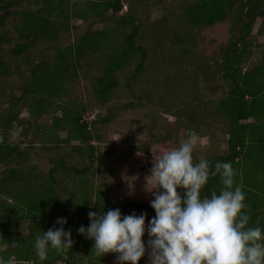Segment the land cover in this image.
<instances>
[{
    "label": "trees",
    "instance_id": "16d2710c",
    "mask_svg": "<svg viewBox=\"0 0 264 264\" xmlns=\"http://www.w3.org/2000/svg\"><path fill=\"white\" fill-rule=\"evenodd\" d=\"M82 1L48 0L35 8L40 0H0V48L16 36L13 55L26 53L34 75L22 85V93L14 95L12 79L21 74L20 63L0 55V130L5 137L0 143V192L3 193L0 258L11 257L17 264H41L39 260H31L37 258L35 250L25 243L24 235L33 233L30 229L33 224L25 226V218H33L40 224V229L33 228L37 232L36 240L49 230L45 226L41 228L44 221L49 222L45 219L49 217L47 214L64 207V213L54 214L67 220L65 230H71L73 245L64 253L67 259L58 255L43 264H111L110 253L104 256L92 253L94 241L89 243L78 233L81 225L87 227L90 223L88 210L80 218L65 215V207L74 201L65 199L69 194L64 191L68 184L63 182H68L72 173L81 176L91 170L99 184L108 178L112 170L107 163L111 147L103 144H106L107 127L116 116L117 102L126 98L129 99L124 104L126 107L139 105V100L144 99L147 103L153 101L155 106L161 105L158 110L177 117L185 115V130L195 131L191 125L198 126L200 119L212 139L214 133H221V138L210 140L203 152L193 153V163L204 159L214 169L217 162H231L234 180L246 197V208L242 211L250 216L247 227L264 230V47L253 42L264 37V0H178L177 4L175 0H157L163 14L152 20L139 9V0ZM124 6L128 9L121 13ZM12 17L14 20H9ZM73 19H83L84 26L72 25ZM259 19L258 30L253 34ZM221 22L238 25L236 35L207 55L204 49H198L203 44L200 33ZM72 30L76 34L73 41ZM39 41L56 52L51 56L46 55L45 49L36 53ZM255 49H260L257 57ZM34 59L40 62L32 63ZM217 74L226 86L223 97L217 102L208 101V105L202 103L197 78L206 86L209 82L218 85ZM159 92L167 98L159 96ZM192 92L196 94L195 102L183 109L182 99ZM5 102L6 108L2 107ZM54 106L60 115L52 116L50 125L37 129L43 133L42 147L36 150L32 144L24 150L7 142L14 123L25 126L21 132L27 131L30 121L20 117L21 110L27 109L30 118L36 121L49 114V107ZM88 110L95 114L90 122L84 117ZM103 110L106 115L101 114ZM154 110L152 117L157 116ZM220 115L225 121L220 120L218 126ZM63 131L67 136L61 139L59 133ZM68 140L80 144L62 146ZM94 140L98 145L92 144ZM221 143L227 145L223 150ZM147 149L142 148L143 153ZM32 159H35L33 167L44 169L48 163L45 172L49 174L43 176L54 186L58 185V194L42 188L38 196L25 195L22 182L27 171L24 170ZM76 178L81 181L80 177ZM47 184L40 182V186ZM221 188L220 177H210L201 190V198H210L213 192L219 194ZM178 192L182 195L183 189ZM75 194L76 190L71 192L72 196ZM11 196L15 202L9 203L6 198L12 199ZM8 204L14 205L13 211L8 212ZM91 208L90 211L97 213L118 208L122 215L127 211L146 214L145 224L155 216L150 202L129 198L116 202L101 191L95 193Z\"/></svg>",
    "mask_w": 264,
    "mask_h": 264
},
{
    "label": "clouds",
    "instance_id": "9594fccd",
    "mask_svg": "<svg viewBox=\"0 0 264 264\" xmlns=\"http://www.w3.org/2000/svg\"><path fill=\"white\" fill-rule=\"evenodd\" d=\"M188 137L178 148L165 152L152 164L147 188L153 192L150 207L155 216L145 227L146 214L122 215L120 209L89 211V225L78 233L94 241L97 255L116 254L118 264H138L145 256L142 239L147 231L149 264H264V230L247 227L250 216L242 187L236 184L231 162H217L214 169L207 160L193 163L197 133L186 130ZM220 177L217 194L201 198V190L210 177ZM183 189V194L178 192ZM58 218L56 224L35 240V253L41 264L49 249L67 259L64 253L73 245L71 230ZM0 264H13V258H0ZM61 264V262H58Z\"/></svg>",
    "mask_w": 264,
    "mask_h": 264
},
{
    "label": "rangeland",
    "instance_id": "374dc122",
    "mask_svg": "<svg viewBox=\"0 0 264 264\" xmlns=\"http://www.w3.org/2000/svg\"><path fill=\"white\" fill-rule=\"evenodd\" d=\"M48 0H40V3L33 6L35 8L41 7L45 2ZM166 2L168 0H165ZM84 0L82 1V3ZM154 2V3H153ZM153 3V5H152ZM178 0L174 1V4H177ZM145 4H148V6H145ZM139 9L146 12L149 15V19H157V17H160L163 14L162 7L159 3L155 4V0H139ZM128 7L124 6L121 13H125L127 11ZM9 20H14V18H10ZM84 20L83 19H73L71 21L72 25L77 24L78 26H84ZM260 23V19L257 20L255 23V26L253 28V34H255L258 30V25ZM11 24V23H10ZM12 25V24H11ZM238 25L231 26L230 22H221L217 23L216 25L212 27H207L205 30L201 31V41L202 45L201 48L198 49H204L205 53L207 55H211L216 50L220 48V46L226 42H228L229 38L234 34L236 35ZM80 31V29H79ZM12 32V30H11ZM14 33V32H13ZM75 30H72L71 32V40L76 39L75 37ZM254 43L256 45H261L264 47V37H258L256 39H253ZM18 41L15 38L11 39L10 41L6 43L1 44L0 48V55L5 57V59H8L9 61L13 62H19L20 63V72L21 74H18L17 76H14L12 79L13 82V94L18 96L22 93V85L26 83L27 81H30L33 78L32 73V65L29 63L30 59L27 54H21L19 56L13 55L12 49ZM49 45H52V43H49ZM38 50L36 53L41 50L45 49L46 55L51 56V54L55 53L56 51L53 49L52 51L49 50L45 43L43 41H39L37 43ZM257 57L260 49H255ZM32 63L38 64L40 62V59H34L31 60ZM199 88L198 94L200 97V101L206 102L208 105V101L214 102L218 99H220L224 91H226V86L223 82L220 80V74L216 75V81L218 82V85H214L213 83L209 82V86H206L202 80L200 81V78H197ZM84 82V80H82ZM222 86V88L219 87ZM82 91H84V87L82 85ZM159 96H162L164 98H167L165 94L162 92L158 93ZM86 96V94L83 95ZM194 96V97H193ZM154 97V95H152ZM196 97L195 92H192L191 96H189L187 99H182V105L181 107L183 109L188 108V106H192V104L195 102L194 98ZM153 99V98H152ZM129 99H121L117 103V106L115 107V115L113 117V120L111 121V124L109 127H107L106 131V144H103V146H109L111 147L109 149V157L107 163L112 167V170H110L111 175L107 174V180L105 182L107 183L112 179L114 182L113 185H115L114 194L112 193V198L114 201L119 202L122 199H125L126 197H131V199L135 201H141V202H151L153 199V192L158 190H153V192H149L147 188H150L154 185H152L148 181V176L150 175V170L152 168V164L155 163L165 152H168L174 148H178L181 143H183L188 137L186 136V126L187 125V117L185 115L182 116H176L175 114H172L171 112L163 111L161 108V105L159 106L153 101L147 103L144 99L139 100L141 104L126 107L124 106L125 103H128ZM136 101V100H135ZM166 103V102H164ZM2 107H7V103H3ZM50 112L49 114L41 117L40 119H37L34 121V119L30 118V114L28 113L27 109H23L20 112V117L27 119L25 122L29 119V124L27 122V131L24 133L21 132L24 131V125L20 126L19 124H13L11 128V132L7 137V142L13 145H17L20 149L26 150L29 146L33 144V148L36 150L42 147V143L40 142L42 134L41 131L37 130L38 127L41 128L43 126H48L53 122L52 116L54 115H60L59 110L57 107H49ZM155 109V110H154ZM204 109V108H203ZM153 110L157 114V116L152 117ZM195 110V109H194ZM205 111V109H204ZM197 114V110H195ZM103 115H106L105 111L103 110ZM195 114V115H196ZM95 115V114H94ZM93 112L87 111L84 113V117L86 121L90 122L91 119L94 120L92 116ZM97 117V115H96ZM197 118V117H196ZM218 119V126L221 121H225V117L220 115ZM180 119V120H179ZM198 119V118H197ZM215 122H217L215 120ZM199 119V125L197 126L196 123H193V126L191 127L195 129V132L197 133V145L194 148L193 153H201L202 150L206 149L209 145L210 140H215L216 138H221V133L216 132L214 133V139L210 136L206 128L204 127V124ZM37 125V126H36ZM219 131V130H218ZM36 132H39L40 134ZM118 134L117 136H115ZM67 133L61 132L59 133V137L61 139L66 138ZM154 137V138H153ZM163 137L164 139H162ZM5 137L2 136V130H0V143L3 141ZM114 140V142H113ZM116 142V143H115ZM76 144H80L78 141L74 140H68L67 144H62L64 147H70ZM94 145H98L97 141H93ZM227 145L225 143H221V149H225ZM142 148H148L147 153H143L144 151ZM141 151V152H140ZM37 152V151H36ZM33 154V153H32ZM35 159H32L30 162H27L26 170H24V167H18L21 170L27 171V173L24 175L25 179L22 182L25 189V195L28 196V194L34 196H38L39 193L43 189H48L52 192L59 191L58 185H53L51 183V180L49 178L44 177L43 175H48L49 172L46 168H48V163L45 164V168L43 167H33L32 164L34 163ZM144 167H150V169H146ZM32 168V169H31ZM145 169V170H144ZM28 172L30 174H28ZM68 174V173H67ZM31 175V176H30ZM106 176V174H105ZM76 177H80V180H77ZM61 177L59 178V180ZM72 180L74 182H72ZM128 180V181H127ZM40 182H43L44 184L48 182L47 185L40 186ZM103 182V184L105 183ZM65 181L63 182V185H65ZM55 184V183H54ZM103 184H99L97 181V177L93 178L92 170L88 174H82L81 176H76L75 173L70 174V177L68 178V185L67 189L64 191H68L69 194H67L65 197L66 200L73 198V204L70 207H65V215H71V217L80 218L83 214H85L88 210V212L92 209L91 206H93L95 202V193L98 191H102L106 189V187ZM97 187H99L97 191ZM43 188V189H42ZM27 190V191H26ZM76 190V194L74 196L71 195V192ZM119 190V191H118ZM85 194V195H84ZM30 195L28 199L30 198ZM0 196L3 197V193L0 192ZM25 196V197H26ZM88 197V198H87ZM119 197H122L121 200H119ZM12 199L6 198L9 203L15 202V198L11 196ZM90 198V200H89ZM28 199L26 202H28ZM26 200V199H25ZM76 200V201H75ZM88 200V205L86 206L85 203ZM31 203V202H30ZM87 204V203H86ZM85 205V207H84ZM8 212L14 210V205L8 204L7 206ZM4 208V207H3ZM64 207L57 208L52 210V212L49 215V217L45 218L49 222H43L41 224L42 227H48L49 229L56 227V225H53L52 223L56 224V221L58 218L57 215L59 213H64L63 210ZM86 208V210H85ZM49 208H46V211H49ZM56 212V214H54ZM36 213V212H34ZM64 218V217H62ZM26 224H33L30 226V229L33 231V233H27L23 237L25 238L26 245H31V247L35 250V240L34 237L37 234L35 229H40V224L35 222L33 218H25ZM89 225V224H88ZM86 225V226H88ZM60 225L56 228H59ZM65 229L68 227L66 225L63 226ZM147 229V225H145ZM147 233V232H146ZM148 238V236H147ZM147 240V239H146ZM92 243L93 241L89 240V243ZM94 245V242L91 246ZM149 253L150 249H148L145 253V256L140 259V263L138 264H149ZM58 256L56 251L54 249H49L48 253V259H52ZM47 259V260H48ZM31 260H39L38 258L34 259L31 258ZM85 262V261H83ZM111 263V262H110ZM83 264V263H82ZM111 264H118V262H113Z\"/></svg>",
    "mask_w": 264,
    "mask_h": 264
},
{
    "label": "crops",
    "instance_id": "0c3cea01",
    "mask_svg": "<svg viewBox=\"0 0 264 264\" xmlns=\"http://www.w3.org/2000/svg\"><path fill=\"white\" fill-rule=\"evenodd\" d=\"M109 174V173H108ZM109 175H111V173L109 174ZM107 180V179H106ZM128 181V180H127ZM105 182V181H104ZM68 184V182H66L65 183V185H67ZM114 184V182L112 181V179H110V181H108L107 183L105 182L103 185L106 187V189L103 191V192H105L107 195H112V193L114 194V189H115V185H113ZM119 191V190H118ZM102 192V191H101ZM126 198H129L130 200H132V201H134L133 199H131V197H126ZM122 199V197H119V200H121ZM127 214L126 215H130V214H132L131 213V211H127L126 212ZM145 225H148V224H145ZM147 232V231H146ZM145 232V235H144V237L142 238L143 240H144V242H145V245H146V251L148 250V248H147V242H148V238H147V233ZM147 239V240H146ZM92 253L93 252H96L95 251V249L93 248V246H92V251H91ZM110 255H112V258H111V263H113V262H117V259H116V254H114V253H110ZM138 263H140V261L138 262Z\"/></svg>",
    "mask_w": 264,
    "mask_h": 264
},
{
    "label": "built area",
    "instance_id": "2783aa9c",
    "mask_svg": "<svg viewBox=\"0 0 264 264\" xmlns=\"http://www.w3.org/2000/svg\"><path fill=\"white\" fill-rule=\"evenodd\" d=\"M13 264H17L16 262H13ZM62 264H67V263H62Z\"/></svg>",
    "mask_w": 264,
    "mask_h": 264
}]
</instances>
